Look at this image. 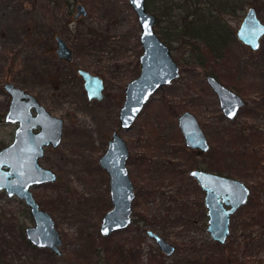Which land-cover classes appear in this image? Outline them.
<instances>
[{"label": "rangeland", "instance_id": "374dc122", "mask_svg": "<svg viewBox=\"0 0 264 264\" xmlns=\"http://www.w3.org/2000/svg\"><path fill=\"white\" fill-rule=\"evenodd\" d=\"M191 1L205 9L203 14L215 10L216 17L206 14V20L216 18L226 25V59L216 67L219 76L231 71L228 76L248 82L246 106L235 120L223 116L206 81V71L212 69L198 63L196 40L179 35L165 42L181 66L180 78L153 95L126 130L120 127L119 111L127 84L140 74L143 53L141 26L129 0H0V150L13 141L17 127L4 121L12 99L7 82L31 92L53 115L65 119L60 146L47 148L40 159L57 180L31 188L56 223L61 254L28 241L26 229L36 224L29 206L0 190V264H264V37L256 51L237 37L250 7L264 22V0ZM78 4L87 15L74 19ZM159 4L157 0L148 9L158 19L154 10ZM173 15L158 21L159 36L187 28L185 7ZM57 36L72 48L71 61L57 56ZM196 44L199 53L212 58L204 41ZM80 68L104 78V101L88 100ZM185 111L199 119L209 152L196 156L184 149L178 116ZM114 131L131 154L127 166L136 191L134 222L104 237L102 218L113 204L109 176L99 159ZM214 163L225 172L213 173L250 189L247 203L231 217L224 244L208 231L205 192L190 175L191 169ZM149 232L169 241L175 252L163 253Z\"/></svg>", "mask_w": 264, "mask_h": 264}, {"label": "water", "instance_id": "95a60500", "mask_svg": "<svg viewBox=\"0 0 264 264\" xmlns=\"http://www.w3.org/2000/svg\"><path fill=\"white\" fill-rule=\"evenodd\" d=\"M129 3L138 16L144 51L140 57V75L128 83L125 101L119 113L121 127L126 130L133 126L151 94L180 75L179 66L173 60L169 47L154 31L156 16L147 10L145 0H129ZM85 15L86 8L78 4L74 17ZM263 36L264 23L258 17L256 9L251 7L237 31V37L241 43L257 50ZM56 41L59 58L71 60L72 49L66 41L60 36L56 37ZM79 72L84 78L88 98L102 100L104 88L102 78L86 70L81 69ZM207 80L218 95L226 117L235 118L239 109L244 106L242 98L213 75H209ZM6 89L12 95V102L5 121L19 123V126L15 130L13 141L0 150V190L6 191L10 198L18 197L29 206L36 224L26 229L28 241L38 248H48L60 255L62 244L60 232L51 215L41 209L31 188L57 180V174L42 166L39 161L45 153V146L52 145L54 148L60 146L64 119L50 114L33 95L14 87L13 84H7ZM24 97L30 101L24 103ZM32 107L36 108L37 116H33ZM179 125L188 147L203 152L209 150L207 136L192 113L182 114L179 117ZM35 128H40V131L35 132ZM129 155L127 142L118 132H114L106 151L99 159L100 166L109 176L113 204L112 209L102 218L100 233L104 237L128 228L133 220L132 205L136 193L126 165ZM192 175L205 191L208 230L214 240L224 244L230 233V216L247 202L250 189L240 180L213 172L194 170ZM149 234L155 238L163 253L172 255L175 252V246L169 241L154 232Z\"/></svg>", "mask_w": 264, "mask_h": 264}, {"label": "trees", "instance_id": "16d2710c", "mask_svg": "<svg viewBox=\"0 0 264 264\" xmlns=\"http://www.w3.org/2000/svg\"><path fill=\"white\" fill-rule=\"evenodd\" d=\"M160 1L159 4V10H154L156 11L157 15L160 17L159 19L157 18V20L159 21L161 18H167L169 20L174 19L173 12H175V9L177 11L178 9H181L183 7H185V12L187 14V16L185 17L186 19H188V17H190V19L188 20L187 24V28H182L181 30L177 29L176 33L172 34L173 31H164L162 34L165 38H177L179 37V35H182V37H188L192 40H202L206 43V49L210 52V54H212V58L209 59L208 57H206V55L199 53L202 52L201 47L196 44L195 42V49L198 51L197 52V59H198V63L204 65L205 67L211 68L212 69V73L216 74L218 76V68L216 67V65H219L221 61H225L226 59V50L225 48L223 49V46L225 47V45H227L228 40L230 39L229 35V31L226 28V25L224 23H222L219 19L216 18H211L206 20L207 18H205L206 14H209L213 17L215 16V10L213 11V9H209L206 10V14H203V12L201 11H205V9L203 7H198L199 3H194L191 0H179L181 1L180 4L176 3V0H158V2ZM206 1V0H204ZM151 3H157V0H146V6L147 9L150 8V4ZM174 6H176L174 8ZM191 6H194L193 10L191 11V13H188V8H190ZM223 6V5H222ZM201 10V11H200ZM179 14H182L181 11ZM181 16V15H180ZM157 17V16H156ZM182 17V16H181ZM232 73L231 71H228V73ZM228 73L223 72V76H221L222 80L225 81V83L227 85H230L233 88H236L238 91L239 89L242 87V82L240 81L239 77L240 76H228ZM219 77V76H218ZM217 171L219 174H223L225 171L222 167V165L218 164V163H214L213 165H209L208 166V171ZM231 264H238L237 262H231ZM240 264H247L245 261L244 262H240Z\"/></svg>", "mask_w": 264, "mask_h": 264}, {"label": "flooded vegetation", "instance_id": "af4514ba", "mask_svg": "<svg viewBox=\"0 0 264 264\" xmlns=\"http://www.w3.org/2000/svg\"><path fill=\"white\" fill-rule=\"evenodd\" d=\"M145 3H146V0H145ZM146 8H147V6H146ZM251 8V7H250ZM255 8V7H254ZM256 9V8H255ZM148 10V9H147ZM256 11H257V9H256ZM257 14H258V11H257ZM75 15V14H74ZM156 16V15H155ZM138 17V16H137ZM258 17H259V14H258ZM80 18V17H79ZM260 18V17H259ZM74 19H78V18H75L74 17ZM244 19V18H243ZM262 21V20H261ZM263 22V21H262ZM158 23V20H157V17H156V22H155V26H156V24ZM264 23V22H263ZM155 26H154V31L157 33V30L155 29ZM163 33V32H162ZM157 35H158V33H157ZM163 35V34H162ZM159 36V35H158ZM163 37V38H162ZM264 37V36H263ZM262 37V38H263ZM159 38H160V40L163 42V43H165L166 44V42H165V37L164 36H159ZM262 38H261V40H262ZM261 40H260V47H261ZM243 44V43H242ZM167 46H168V44H166ZM244 46H246V47H249L252 51H256V50H254V49H252L251 48V46H249V45H245V44H243ZM0 46H1V44H0ZM69 46V45H68ZM143 46V45H142ZM70 47V46H69ZM169 47V49H170V53H171V56H172V51H171V48H170V46H168ZM260 47L258 48V49H260ZM71 48V47H70ZM57 49V48H56ZM72 49V48H71ZM257 49V50H258ZM56 51V50H55ZM143 51H144V49H143ZM56 54H57V52H56ZM143 54V53H142ZM57 56H58V54H57ZM59 57V56H58ZM141 57V56H140ZM72 58H73V50H72ZM172 58H173V56H172ZM61 59V58H60ZM61 60H65V61H67V62H69V61H71V60H67V59H61ZM173 60H174V58H173ZM175 61V60H174ZM176 62V61H175ZM177 63V62H176ZM177 65H178V63H177ZM179 66V73H180V75L176 78V79H174L173 81H171L170 83H168V84H165V85H162V86H160L156 91H155V93H153V94H151V96L149 97V99H148V101L145 103V105H144V107H143V109H142V111H141V113L144 111V108H145V106L151 101V99H152V97H153V95H155L159 90H162L165 86H168V85H170L172 82H174V81H176L177 79H179L180 78V76H181V73H182V70H181V66L180 65H178ZM82 68H80L79 70H78V74L82 77V80H83V87H84V90H85V92H86V95H87V91H86V89H85V86H84V78H83V76L80 74V70H81ZM82 70H86V69H82ZM86 71H88V72H90L92 75H97V76H99V77H101L102 78V80H103V83H104V88H103V90H102V93H103V99L102 100H95V99H92V100H90L89 98H88V95H87V98H88V100H90V101H95V102H97V103H99V102H102V101H104L105 99H106V94H105V81H104V78L102 77V76H100V75H98V74H95V73H93V72H91V71H89V70H86ZM244 71H245V69H244ZM140 72H141V63H140ZM212 73V71L211 70H209V71H206V81H207V84L210 86V88L212 89V91L215 93V91L213 90V88L211 87V85L209 84V82H208V80H207V77L209 76V75H213V74H211ZM140 75V74H139ZM138 75V76H139ZM137 76V77H138ZM219 82H221L223 85H225L226 87H228L230 90H232L233 92H235V93H237L241 98H242V100L244 101V106H242V108H244L245 106H246V100H245V97H246V94L248 93V88H247V86H248V82L246 83V80L245 79H243L241 76L239 77V79H240V81L242 82V87L239 89V91L236 89V88H233V87H231V86H229V85H227L226 83H225V81L224 80H222V78H221V76H217L215 73H214V75H213ZM135 79V78H134ZM133 80V79H132ZM13 84L14 85V87H17V88H19V89H22V90H24L23 88H21V87H19V86H17V85H15V83H13V82H7L6 84H5V89H6V85L7 84ZM128 85V84H127ZM127 87V86H126ZM233 88V89H232ZM6 91L9 93V91L6 89ZM125 91H126V89H125ZM24 92H26V93H29V94H31V95H33L35 98H36V100H37V102L39 103V104H41V105H43L45 108H46V110L50 113V114H52L48 109H47V107L43 104V103H41L40 102V100L34 95V94H32L31 92H28L26 89L24 90ZM10 94V93H9ZM216 94V93H215ZM11 95V94H10ZM217 95V94H216ZM11 97H12V95H11ZM217 97H218V95H217ZM218 100H219V97H218ZM30 100L27 98V97H24L23 98V102L24 103H27V102H29ZM124 101H125V97H124ZM11 102H12V99H11ZM123 104H124V102H123ZM123 104H122V106H123ZM11 105V104H10ZM219 105H220V100H219ZM121 106V107H122ZM9 108H10V106H9ZM220 108H221V105H220ZM242 108H240L239 109V111H238V113H237V115L235 116V118H233V119H229V118H227L226 117V115L224 114V112H223V110H222V108H221V111H222V114H223V116L227 119V120H229V121H232V120H235L236 118H237V116H238V114L240 113V111H241V109ZM121 109V108H120ZM9 110V109H8ZM172 111V110H171ZM8 112V111H7ZM7 112H6V114H7ZM31 112H32V114H33V116H37L38 115V112H37V110H36V108L35 107H32V109H31ZM173 112V114H177L178 115V113H176V111H172ZM185 112H190V111H185ZM185 112H183L182 114H184ZM119 113H120V111H119ZM141 113L139 114V116L141 115ZM190 113H192V112H190ZM6 114H5V116H6ZM181 114V115H182ZM196 118H197V116L194 114V113H192ZM53 115V114H52ZM181 115H179L178 116V126H179V129L181 130V128H180V125H179V117L181 116ZM5 116H4V121H5ZM138 116V117H139ZM64 119V118H63ZM138 119V118H137ZM136 119V120H137ZM197 120H198V123H199V125H200V127L202 128V130H203V132L205 133V131H204V129H203V127H202V125H201V123H200V121H199V119L197 118ZM6 122V121H5ZM16 125H17V127L19 126V123H15ZM119 124H120V120H119ZM134 125V124H133ZM16 127V128H17ZM64 127H65V119H64ZM120 127H121V124H120ZM121 129H123L122 127H121ZM16 130V129H15ZM34 131L35 132H39L40 131V128H35L34 129ZM64 132V131H63ZM114 132H118V131H114ZM114 132H113V134H114ZM181 132H182V130H181ZM119 133V132H118ZM14 134H15V131H14ZM113 134H112V136H113ZM206 134V133H205ZM182 136H183V138H184V142H185V146H186V148L184 147V149L186 150V151H188L189 153H192L193 155H196V156H198V155H201V154H205V153H207V152H209L210 151V148H209V150L208 151H206V152H203L202 150H200V149H193V148H190V147H188L187 145H186V141H185V137H184V134H183V132H182ZM207 136V135H206ZM13 138H14V136H13ZM123 138V137H122ZM111 139H112V137H111ZM110 139V140H111ZM124 139V138H123ZM109 140V141H110ZM125 140V139H124ZM207 140H208V137H207ZM208 142H209V140H208ZM109 143V142H108ZM209 144H210V142H209ZM128 145V144H127ZM7 146V145H6ZM5 147V146H4ZM49 147H52V148H54L52 145H49V146H45L44 147V149H45V151H46V149L47 148H49ZM128 148H129V146H128ZM55 149V148H54ZM129 153H130V151H129ZM45 154V153H44ZM131 155V154H130ZM130 155H129V158H130ZM44 156V155H43ZM129 158H128V160H129ZM127 160V161H128ZM40 162V161H39ZM126 165H127V163H126ZM43 166V165H42ZM209 166V165H208ZM127 168H128V166H127ZM194 170H203V171H207V172H211V171H208V167H206L205 169H203V168H193V169H191V171H190V175H191V177H193L197 182H198V180H197V178L195 177V176H193L192 175V171H194ZM129 171V170H128ZM108 174V173H107ZM129 175H130V173H129ZM130 178H131V176H130ZM132 180V179H131ZM133 182V181H132ZM198 184L200 185V183L198 182ZM134 185V184H133ZM200 187H201V185H200ZM202 188V187H201ZM134 189H135V187H134ZM203 189V188H202ZM4 191V190H3ZM204 191V190H203ZM6 192V191H5ZM205 192V191H204ZM135 193H136V191H135ZM7 194V193H6ZM247 203V202H246ZM245 203V204H246ZM244 204V205H245ZM206 206V205H205ZM243 206V205H242ZM228 208H229V206H227ZM240 208V207H239ZM238 208V209H239ZM206 209H207V207H206ZM237 209V210H238ZM236 210V211H237ZM236 213V212H235ZM234 213V214H235ZM234 214H232V215H234ZM32 215V214H31ZM207 215H208V213H207ZM232 215L230 216V222H231V217H232ZM132 217H133V214H132ZM208 220H209V217H208ZM134 222V220H132V223ZM132 223H131V225H132ZM130 225V226H131ZM129 226V227H130ZM128 227V228H129ZM127 229V228H126ZM125 230V229H124ZM121 231V230H120ZM209 231V230H208ZM25 235H26V233H25ZM112 235V234H111ZM212 236V235H211Z\"/></svg>", "mask_w": 264, "mask_h": 264}]
</instances>
